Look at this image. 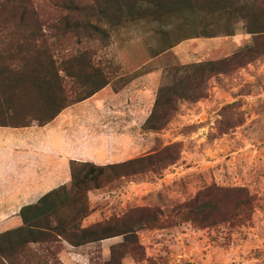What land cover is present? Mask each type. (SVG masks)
Instances as JSON below:
<instances>
[{"label":"rangeland","instance_id":"rangeland-1","mask_svg":"<svg viewBox=\"0 0 264 264\" xmlns=\"http://www.w3.org/2000/svg\"><path fill=\"white\" fill-rule=\"evenodd\" d=\"M42 19L56 23L61 13L46 0H34ZM242 23L228 15L176 7L154 20L125 22L98 41L102 65L115 75L147 71L121 89L113 83L64 109L66 128L101 148L88 161L119 162L176 144L179 157L160 174L91 190L84 225L143 207L162 226L137 232L139 248L121 264H264V58L212 78L206 96L180 102L159 131H143L165 70L173 64L214 60L249 42ZM106 27H108L106 25ZM70 44L72 41L69 42ZM168 45L169 49L164 50ZM63 119V120H62ZM206 187H242L250 197L237 216L214 226L179 222L177 206ZM122 235L73 246L60 240L28 247L24 264H106Z\"/></svg>","mask_w":264,"mask_h":264},{"label":"trees","instance_id":"trees-1","mask_svg":"<svg viewBox=\"0 0 264 264\" xmlns=\"http://www.w3.org/2000/svg\"><path fill=\"white\" fill-rule=\"evenodd\" d=\"M61 13L47 23L34 0H0V126H43L65 108L112 84L115 91L147 71L115 75L110 62L102 65L98 41L125 22L167 16L178 6L228 15L242 23L249 42L230 55L206 61L173 64L165 70L143 131H159L180 102L196 103L206 96L209 82L264 58V0H46ZM106 25L108 27H106ZM72 41L70 44L69 42ZM168 45L164 50L169 49ZM179 157L176 144L119 162L95 164L70 161V180L19 211L22 224L0 233V264H24L28 247L67 241L73 246L122 235L110 248L106 264H121L139 248L137 232L162 226L157 213L143 207L106 221L84 225L89 214L87 194L122 180L160 174ZM251 200L242 187H206L177 206L179 222L199 227L235 219L236 210Z\"/></svg>","mask_w":264,"mask_h":264},{"label":"crops","instance_id":"crops-1","mask_svg":"<svg viewBox=\"0 0 264 264\" xmlns=\"http://www.w3.org/2000/svg\"><path fill=\"white\" fill-rule=\"evenodd\" d=\"M62 114L43 126H0V233L22 224L23 206L70 180L71 160L101 149L84 140L82 129L73 135Z\"/></svg>","mask_w":264,"mask_h":264}]
</instances>
